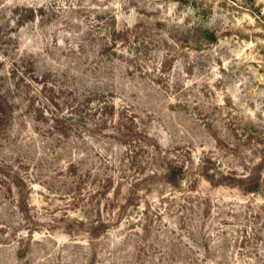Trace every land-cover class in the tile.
I'll use <instances>...</instances> for the list:
<instances>
[{
  "label": "rangeland",
  "instance_id": "obj_1",
  "mask_svg": "<svg viewBox=\"0 0 264 264\" xmlns=\"http://www.w3.org/2000/svg\"><path fill=\"white\" fill-rule=\"evenodd\" d=\"M0 264H264V0H0Z\"/></svg>",
  "mask_w": 264,
  "mask_h": 264
}]
</instances>
